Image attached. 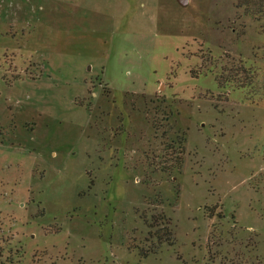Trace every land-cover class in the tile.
<instances>
[{
  "label": "rangeland",
  "instance_id": "obj_1",
  "mask_svg": "<svg viewBox=\"0 0 264 264\" xmlns=\"http://www.w3.org/2000/svg\"><path fill=\"white\" fill-rule=\"evenodd\" d=\"M183 2L0 0V264H264V0Z\"/></svg>",
  "mask_w": 264,
  "mask_h": 264
},
{
  "label": "trees",
  "instance_id": "obj_2",
  "mask_svg": "<svg viewBox=\"0 0 264 264\" xmlns=\"http://www.w3.org/2000/svg\"><path fill=\"white\" fill-rule=\"evenodd\" d=\"M167 232H168V236L171 237L172 236L171 232L170 231H167ZM170 240H171V238H170ZM170 240H167V241H170ZM170 245H171V243H170Z\"/></svg>",
  "mask_w": 264,
  "mask_h": 264
},
{
  "label": "water",
  "instance_id": "obj_3",
  "mask_svg": "<svg viewBox=\"0 0 264 264\" xmlns=\"http://www.w3.org/2000/svg\"><path fill=\"white\" fill-rule=\"evenodd\" d=\"M183 1H184V0H179V2H180V3L184 4V2H183Z\"/></svg>",
  "mask_w": 264,
  "mask_h": 264
}]
</instances>
